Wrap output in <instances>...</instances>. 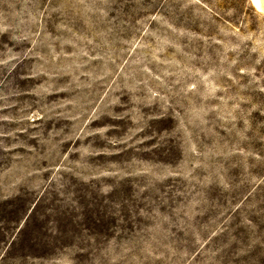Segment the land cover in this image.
<instances>
[{
	"label": "rangeland",
	"instance_id": "obj_1",
	"mask_svg": "<svg viewBox=\"0 0 264 264\" xmlns=\"http://www.w3.org/2000/svg\"><path fill=\"white\" fill-rule=\"evenodd\" d=\"M0 264H264V7L0 0Z\"/></svg>",
	"mask_w": 264,
	"mask_h": 264
},
{
	"label": "bare ground",
	"instance_id": "obj_2",
	"mask_svg": "<svg viewBox=\"0 0 264 264\" xmlns=\"http://www.w3.org/2000/svg\"><path fill=\"white\" fill-rule=\"evenodd\" d=\"M254 7L257 9V11L263 10L264 7V0H251Z\"/></svg>",
	"mask_w": 264,
	"mask_h": 264
}]
</instances>
